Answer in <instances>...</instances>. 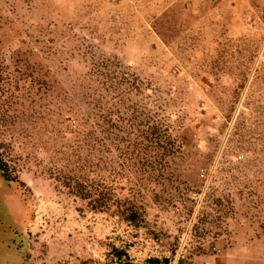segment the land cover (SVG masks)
Returning <instances> with one entry per match:
<instances>
[{"label":"rangeland","instance_id":"rangeland-1","mask_svg":"<svg viewBox=\"0 0 264 264\" xmlns=\"http://www.w3.org/2000/svg\"><path fill=\"white\" fill-rule=\"evenodd\" d=\"M212 3L0 0V151L17 169L0 176V264H116L119 249L264 264V36L229 30ZM102 57L152 91L181 142L162 176L122 181L132 221L124 203L92 211L50 177L72 149L74 84Z\"/></svg>","mask_w":264,"mask_h":264},{"label":"trees","instance_id":"trees-1","mask_svg":"<svg viewBox=\"0 0 264 264\" xmlns=\"http://www.w3.org/2000/svg\"><path fill=\"white\" fill-rule=\"evenodd\" d=\"M142 84L117 59H95L73 87L67 119L71 152L65 163L50 173L68 194L92 211H116L124 203L122 212L131 221L137 210L135 203L127 200L132 199L135 188L129 187L128 196L121 199L122 181L157 179L181 148L174 124L162 115L161 104ZM16 171L0 151L3 180H15ZM140 184L136 192L148 189ZM113 256L116 264L169 263L167 257L133 262L123 249Z\"/></svg>","mask_w":264,"mask_h":264},{"label":"crops","instance_id":"crops-1","mask_svg":"<svg viewBox=\"0 0 264 264\" xmlns=\"http://www.w3.org/2000/svg\"><path fill=\"white\" fill-rule=\"evenodd\" d=\"M212 2L215 8L223 6L227 9L229 30L235 32L248 28L264 36V0H212Z\"/></svg>","mask_w":264,"mask_h":264}]
</instances>
